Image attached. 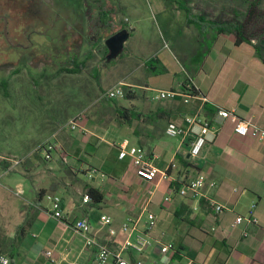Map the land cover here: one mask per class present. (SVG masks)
<instances>
[{
    "label": "crops",
    "instance_id": "1",
    "mask_svg": "<svg viewBox=\"0 0 264 264\" xmlns=\"http://www.w3.org/2000/svg\"><path fill=\"white\" fill-rule=\"evenodd\" d=\"M151 1L163 42L143 30L149 22L147 10L139 9L138 5L132 7L129 22L134 30L129 32L118 55L127 72L111 79L106 89L101 85L93 89L90 95L99 107L92 114L93 121H88L90 113L84 114L79 130L66 127L69 131L66 135L52 139L51 158L46 159L45 153H41L49 162L47 168H34L29 160L26 161L31 167L26 168L25 160H19L14 172L0 167L3 176L0 209L11 204L10 209L18 216L13 221L0 214V253L7 255L13 264H94L96 249L86 246V236L77 232L73 223L80 218L88 219L93 229L91 236L117 246L124 239L121 226L130 218H138L144 208L157 217L152 236L163 237L179 251L170 261L160 260L158 264H180L186 258L194 264H264V140L236 135L227 121L220 127L216 140L207 143L198 158H192L190 135L170 137L166 133L170 124L184 130L185 117L190 114L198 113L212 121L219 109L234 110L239 117L264 129V63L259 56V51L261 54L264 51V22L259 44L237 45L235 34L220 33L213 28L201 32L188 17L200 19L204 24L231 20L242 24L247 18L245 0L244 3L238 0L242 5L237 7L242 9L234 6L235 0H224L220 3L222 15H207L199 10L203 3H209L203 0ZM251 3L264 13V0ZM214 4L217 3H210L216 7ZM124 29L127 30L126 24L119 31ZM69 55L70 52L68 62L72 58ZM77 56L80 63L85 60ZM99 67L102 69L100 63L94 65L93 72ZM65 68L69 67L58 70ZM135 68L142 71L141 80L130 79ZM85 69L69 75L82 74ZM187 80H192L210 103L204 106L198 100L185 103L182 98L152 100L155 91L179 90ZM121 84L130 92V98H102L107 90ZM78 98L85 104V95ZM107 135L112 137L111 142L105 139ZM124 140L145 150L154 167L159 172L166 171L168 178L160 179V173L152 182L139 178L130 158L118 157V147ZM101 142L108 143L117 154L108 159ZM60 166H65L69 173L62 172ZM91 171L97 173L89 178ZM199 174L216 184L214 188H204L203 199L220 204L222 212L179 194L182 185ZM88 186L103 193L101 203L84 202ZM152 188L155 192L149 198L147 191ZM17 189L22 190L21 196L16 194ZM42 191L61 197L64 219L49 214L50 203L45 195H39ZM13 197L21 200L12 203ZM253 205L258 225L233 227L236 217L247 215ZM101 216L112 220L111 227L118 232L115 238H109L110 227L102 225ZM144 223L143 220L142 229ZM157 257L155 252L148 259Z\"/></svg>",
    "mask_w": 264,
    "mask_h": 264
},
{
    "label": "rangeland",
    "instance_id": "2",
    "mask_svg": "<svg viewBox=\"0 0 264 264\" xmlns=\"http://www.w3.org/2000/svg\"><path fill=\"white\" fill-rule=\"evenodd\" d=\"M203 1L209 3H203L198 7L199 10L207 12V15L221 14L223 8L220 3L224 0ZM241 1L244 3V0ZM245 1L244 14L247 17L253 0ZM211 2H216V7H212ZM234 2L237 7L239 1ZM137 5L139 9L144 7L147 10L149 18L148 25L143 30L154 34L162 43L163 33L152 13L151 0H0L2 51L28 54L27 57L22 55L21 61L14 64L8 61V55L2 57L4 61L0 65V78L4 77L8 81V88L5 93L0 87V159L25 160L26 168L31 165L34 168H47L49 162L43 159L41 153L59 135L69 132L66 130L68 119L84 111L85 115L90 113L88 121H93L92 114L99 110L90 95L93 89H97L99 85L106 89L111 79L127 72L121 57L105 61L108 55L105 41L124 27L125 20H129L130 10ZM100 8L113 12L110 15L111 27L101 25L98 19ZM261 14L264 17V13ZM252 26L246 28V35L253 38L252 43L259 44L262 25L256 28ZM2 32L6 33V41L9 42V45L5 44L6 47L1 38ZM130 42L131 40L126 49ZM68 52L70 57L80 55V59H85L88 52H93L87 58V68L82 74L69 75L58 70L67 66ZM99 63L102 69L99 67L93 72L92 67ZM130 75V79L136 80H141L143 76L142 71L137 68ZM79 95H85V104L78 101ZM102 98L105 99L104 94ZM121 103L125 102L122 100ZM105 139L107 142L113 140L110 135ZM100 145L104 153H108V159L117 154L108 143L101 142ZM59 168L65 174L69 173L65 166ZM2 178L0 169V180ZM17 200L21 199L13 197L11 202L15 203ZM10 207L11 204L1 206L0 214L3 218L8 216L16 221L18 216Z\"/></svg>",
    "mask_w": 264,
    "mask_h": 264
},
{
    "label": "built area",
    "instance_id": "3",
    "mask_svg": "<svg viewBox=\"0 0 264 264\" xmlns=\"http://www.w3.org/2000/svg\"><path fill=\"white\" fill-rule=\"evenodd\" d=\"M149 1V0H147ZM127 31L134 30L129 20L126 19ZM128 91L124 86L118 85L107 90L104 93V98L107 100H117L126 97ZM176 98H182L185 103H189L193 100H198L202 106L210 103L209 100L201 96L195 87L192 80H187L179 90H157L152 97L153 101L161 100H173ZM84 118V113H79L72 117L68 123L67 128L71 131L80 129V123ZM230 122L233 125V131L240 137H246L251 135L257 139L264 140V129L254 124L251 120H247L239 117L234 110L219 109L215 113L212 121L203 119L198 113L190 114L185 117L186 128L181 130L174 124H170L167 128V135L175 137L183 135L184 137L190 135L192 142L190 146V156L192 158H198L207 143H212L216 140L220 127L225 122ZM120 159L126 157L130 158L131 166L134 169L135 174L147 181L152 182L158 173H160V179H167L168 174L166 171H158L154 167L152 160L149 158L145 150L140 147L133 146L128 140H124L118 147ZM54 151V146L49 144L44 149L45 158L50 159L51 153ZM13 166H17L20 161L18 159L11 160ZM97 172L91 171L89 178H92ZM103 177L104 175H101ZM209 186L211 188L216 187L214 182H208L207 178L203 174L197 175L195 178L185 182L179 190L181 196H190L193 200H201L204 198V188ZM154 188L149 189L147 194L151 198L154 194ZM17 195H22L23 192L20 189L16 191ZM45 198L50 203L49 214L58 220L64 219V212L62 207L61 197L55 194H46ZM91 199L89 196L84 197V202L87 203ZM169 201V198H166ZM210 206L218 213L222 212L223 207L220 204H216L213 201L209 202ZM144 223V229L141 228L142 221ZM100 222L103 226L110 227L108 230V236L110 239L115 238L118 232L111 227L112 220L107 216H101ZM157 217L154 213L150 212L147 208H144L138 218H130L121 226V234L124 239L117 246H111L109 241L102 240L91 236L92 225L86 218H80L76 220L72 227L79 233L86 236V246L94 247L96 249V256L94 264H158V261H170L176 255H179L178 249L171 242H166L163 237L155 238L152 236L153 230L156 227ZM241 224L258 225V219L255 217V206H251L247 215H238L235 219L233 227ZM245 236L247 234L245 233ZM157 252L158 257L155 259H148V256H153V253ZM51 252L47 253L50 256ZM0 264H13L11 259L4 254L0 253ZM180 264H194L192 259L186 258Z\"/></svg>",
    "mask_w": 264,
    "mask_h": 264
},
{
    "label": "trees",
    "instance_id": "4",
    "mask_svg": "<svg viewBox=\"0 0 264 264\" xmlns=\"http://www.w3.org/2000/svg\"><path fill=\"white\" fill-rule=\"evenodd\" d=\"M257 1H259V0H257ZM112 13L113 12L111 10H106L104 8H100L99 14H98V19L100 20V23L102 26L111 27L110 15ZM188 20L191 23L197 25L201 32H205L207 29L213 28L214 30H216L220 33H222V32L233 33V34H235V36L237 38L236 44L240 45L242 43H251L252 42L253 38L251 39L246 35V28H250L249 26H252V25H253L252 27H255V28L257 26L262 25L264 22V17L262 16L261 12L256 9V6L253 3H251L249 5V13L247 15L246 21H245V23H242V24L238 23L237 21H234V20L233 21L231 20V21L225 22V23H221V22L215 23L214 22L212 24L211 23H208V24L205 23L204 24L203 22H201L200 19H197L195 17H190V16L188 17ZM106 52L108 54V50ZM259 56L264 63V55L261 54V51H259ZM87 63H88V59H85L83 62L80 63L79 57L76 55V56L72 57L70 59V61L68 62L67 67H69V68H65L64 70H61V72L68 73V74H78V73L82 72V70L87 67ZM0 87L5 92L8 88V81H6V80L1 81ZM130 97H131L130 92H127L126 98H130ZM0 165L3 167V169L10 171V172L11 171L14 172L15 167L13 166L12 162H8L6 160L0 159ZM86 193L89 196V198L96 204L101 203L104 199L103 193L99 189H96L94 187L88 186ZM39 195L40 196L45 195V191H42ZM200 203H201V205L210 206V204L204 199H201Z\"/></svg>",
    "mask_w": 264,
    "mask_h": 264
},
{
    "label": "water",
    "instance_id": "5",
    "mask_svg": "<svg viewBox=\"0 0 264 264\" xmlns=\"http://www.w3.org/2000/svg\"><path fill=\"white\" fill-rule=\"evenodd\" d=\"M129 38V32L127 30H121L111 36L106 41V47L109 51L106 61L110 62L111 60L118 57V55L121 53L124 43Z\"/></svg>",
    "mask_w": 264,
    "mask_h": 264
},
{
    "label": "flooded vegetation",
    "instance_id": "6",
    "mask_svg": "<svg viewBox=\"0 0 264 264\" xmlns=\"http://www.w3.org/2000/svg\"><path fill=\"white\" fill-rule=\"evenodd\" d=\"M1 17V16H0ZM3 19H4V17H2ZM5 20V19H4ZM4 25L6 26V22H4ZM2 26V31H4V27L5 26ZM2 37L1 38H3L4 39V41H5V43H4V45L5 44H8L9 42L8 41H6V39H7V37H6V33L5 32H2ZM9 45V44H8ZM5 47H6V45H5ZM11 50H12V48H11ZM6 55H8V61L9 62H11V63H18V62H20L21 61V57H22V55L23 56H26L27 57V55H24V54H22V53H19L18 51H14V52H11V51H7L6 53H4L3 51H2V49H1V46H0V65L2 64V62L4 61V59H2V57H5ZM3 80H5V78L4 77H1L0 78V82L1 81H3Z\"/></svg>",
    "mask_w": 264,
    "mask_h": 264
}]
</instances>
